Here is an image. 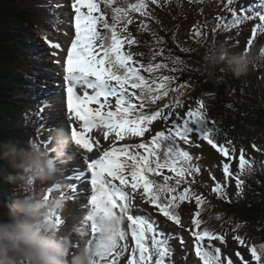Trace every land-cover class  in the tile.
Returning <instances> with one entry per match:
<instances>
[{"label": "snow or ice", "instance_id": "6c2138e0", "mask_svg": "<svg viewBox=\"0 0 264 264\" xmlns=\"http://www.w3.org/2000/svg\"><path fill=\"white\" fill-rule=\"evenodd\" d=\"M150 3L161 6V0H136L134 3H129L128 0H72L74 36L70 40V46L62 49L59 43L49 41L52 48L61 49L66 56L63 70L67 82L66 107L69 119L73 123L81 122L80 127L85 131L102 127L106 130L105 138L114 133L115 138L122 141L126 136L144 137L152 122L158 118L171 121L166 131L156 132L149 142L125 144L121 147L114 145L103 151L99 158L89 155L83 157L91 176V195L88 197L90 210L103 212L107 216L119 215L129 222L128 229L134 246L130 249L127 264H170L169 258L173 252L169 245L170 237L159 232L155 224L145 217L130 214L133 197L127 189L130 188L133 192L143 189L147 203L155 205L159 213L175 225H181L177 212L180 202L194 198L199 205L204 199L191 190L187 178L198 173L200 168L194 162L193 155L180 146V142L191 144L195 137L206 141L225 157H229V147L225 143L232 145L230 140L220 142V129L209 126L214 121H209L203 100H199L195 109L189 108L183 115L176 111L182 107L179 95L182 94L180 89L185 85L172 89L170 84L174 77L162 76L157 82L156 79L150 80L141 74V69L153 73L167 67L166 64L144 65L133 60L134 54L130 50L125 51L126 44L130 49L137 43L128 31V25L133 23L132 14L139 13L142 17H148ZM232 5L233 0H227V6ZM228 11L235 18L233 25L240 24L242 19H251L248 15L239 16L233 7H228ZM53 15L55 19L50 23H62L55 12ZM255 15L264 22V14L257 11ZM220 19L222 18L217 17L218 21ZM142 28L146 30L147 25H142ZM256 28L264 31L261 24H257ZM195 35L199 37L202 33L197 30ZM252 37H256V30H253ZM44 38L48 39L46 34ZM247 44L250 48L253 40L249 39ZM170 91L176 93V98L171 103H165L154 111L147 110L168 97ZM47 107L50 105L45 102L40 111ZM165 109L168 111L165 112ZM71 134L75 145L88 154L93 153V143L83 132L72 127ZM231 151L235 153L236 149L232 147ZM239 169L240 174L251 171V164L245 159L243 150L239 156ZM165 170L171 175H165ZM223 172L226 178L233 175L228 163L223 165ZM182 184H189V187L178 191ZM243 186L244 180L238 174L237 197L243 194ZM71 190L76 193V186L73 185ZM212 191L218 197L227 198L225 186L220 183ZM51 192L52 189H48L45 196ZM200 215L197 211L196 216ZM56 222L58 226L63 223L60 217L56 218ZM192 223L196 229H200L192 232L196 256L203 264H222L221 250L219 247L211 249V241L223 242L224 237L206 226L201 228L204 223L201 219H194ZM98 231V225L88 214L81 234L89 235L90 232L89 242H92L97 241ZM205 238L209 241L208 246L203 244ZM235 239L240 244H245L241 236L236 235ZM128 240L129 232L122 227L117 244H98L100 251L92 264H120V258L129 252ZM74 247L79 248L80 245L74 244ZM249 251L255 264H264V244L253 245ZM236 255L240 256V253ZM227 264H233L232 260L229 259ZM244 264H248V261H244Z\"/></svg>", "mask_w": 264, "mask_h": 264}, {"label": "trees", "instance_id": "16d2710c", "mask_svg": "<svg viewBox=\"0 0 264 264\" xmlns=\"http://www.w3.org/2000/svg\"><path fill=\"white\" fill-rule=\"evenodd\" d=\"M128 2L134 3L136 0H128ZM162 3L163 6L169 7L168 16L171 26L168 27V30L164 31L159 18L148 16L149 21L146 17L143 20L155 25L154 30L159 35L160 41L154 42L153 33L139 32L133 36L137 41L135 47L140 45L138 43H141L143 38L145 39V35L152 38V51L158 56L157 62L167 65V67L149 73L147 78L156 79L159 82V78L162 76L174 77L170 84L173 88H175V84L177 88L181 84L188 85L191 83V79H194L188 87H185L186 99L189 94L191 105L195 107L198 106L199 100L205 101L206 96L213 100L205 101V110L208 111V103H210L213 107L211 115L216 114L221 119L218 125L222 134L220 142L232 141L231 146L225 143V146L229 147L230 153H232V147L236 149V153L244 146L252 148L255 145L258 150L257 154H259V157L253 160L252 156L245 155V159L251 164L250 172L246 171L244 174H240L238 161L235 165L230 166L233 175L226 178L221 168L216 167L212 160L213 165L205 159L206 163L201 166L203 163L201 158L205 156L194 147V143L185 148L180 142V146L184 150L192 153L195 158L194 162L200 168L198 173L187 179L192 187L191 190L197 195H202L204 202L198 205L194 198L180 202L182 208H178L177 212L181 214L184 208L189 210L193 202L199 207L197 209L194 205L192 206V212L189 214L192 218L186 221L187 225L181 224L176 227L178 229L184 227L192 234L193 231L200 230L193 229L195 226L192 221L201 219L204 221L201 228L206 226L224 237L223 242L211 241V249L219 247L221 250L222 264H227L229 259L233 264H244V261L251 255L249 248L253 245L264 244V61L258 62L246 77L237 78L227 70V61L215 68H210L207 56L211 51L221 47L227 50L228 59L241 52H249L257 56L264 54V31L258 29L256 37H251L253 44L250 48L247 44L245 49H238L236 38L237 35L244 32L243 25L247 19H242L240 24L233 25L235 19L233 16L231 19L228 15L223 16L221 12L215 11L220 3L227 5V0H194V3H197L198 19L196 23L200 25L197 30L202 35L194 37L195 47H184L178 42L179 32L175 27V20L177 15L181 17L183 14H188L176 6L175 0H161ZM55 6L52 0H0V141L11 140L26 145L31 140L41 144L45 149L51 145L50 139H46L44 136L46 131L43 129L44 126L49 127L44 123H48V116L46 113L42 115L44 112H41V106H38V103L44 99L38 98V95L32 92L38 84L36 81L38 70L35 64L40 59L38 45L39 43H49L50 37L61 31L60 23H50L55 19L53 12L60 17V10ZM159 7L161 6L150 3L148 11ZM229 7H233L241 17L251 16V20H259L255 15L257 11L264 14V6L257 1L233 0V5ZM165 8L167 9V7ZM170 8L178 9V11L175 12ZM217 17L222 19L218 21ZM260 24L264 27V22ZM161 33L165 36H161ZM45 34L48 37L47 40L44 38ZM165 48L174 50L172 54L179 56L183 60V65H175L176 57L162 53L161 49ZM249 49L250 51H248ZM132 53L134 61L145 65L146 60L139 58L137 51ZM175 67L176 72L175 70L171 72L170 69H175ZM143 73L144 71L141 69V74ZM181 91L183 89H180V93ZM43 98L49 99L50 97ZM175 98L176 93L170 91L168 97L158 101L156 105L147 110L154 111L165 103H171ZM179 99L182 107H185V100H182L180 96ZM176 111L181 113L185 111V108L176 109ZM170 123L171 121L166 122L158 118L152 122L144 137L126 136V139L132 138L135 144L149 142L156 132L166 131ZM82 131L88 132L85 135L86 138L94 135L91 138L94 146H98L105 140L100 141L97 138L94 128L90 131ZM108 135L110 138L106 139H116L114 133ZM0 166H3L2 162H0ZM65 168L67 167L65 166ZM8 171H12V169L9 168ZM238 174L239 178L244 180V191L239 197L236 195ZM165 175L171 174L165 170ZM160 179L162 182V178ZM217 183L225 186L227 196H229L228 200L218 197L212 191ZM189 184H182L180 187H189ZM183 188H179L178 191H183ZM35 191L39 194L40 189L37 188ZM130 192L132 195L137 194L140 198H146L143 189H138L135 192L130 189ZM12 195L11 186L5 184L0 178V202H9ZM153 206L155 207V205ZM197 211L201 213L199 217L196 216ZM236 235L241 236L245 240V244H240L235 239ZM193 239L195 243L194 236ZM203 244L208 246L207 238ZM180 252L181 250L178 248L173 250L169 258L170 264H185L182 261L184 257L180 256ZM236 253L243 254L246 260L241 261Z\"/></svg>", "mask_w": 264, "mask_h": 264}, {"label": "clouds", "instance_id": "9594fccd", "mask_svg": "<svg viewBox=\"0 0 264 264\" xmlns=\"http://www.w3.org/2000/svg\"><path fill=\"white\" fill-rule=\"evenodd\" d=\"M225 61L235 77H246L258 62L264 61V54L241 52L228 59L227 50L221 47L207 56L210 68ZM49 138L51 145L47 149L31 140L26 145L0 141V178L13 193L9 202H0V264H92L100 251L98 244L118 243L124 222L119 215L90 210L99 228L98 238L89 242L87 235L80 232L79 248L74 247L71 233L57 225L56 218H61L65 206L68 208L63 193L64 168L70 162L68 149L74 141L64 126L54 127ZM47 186L53 187L55 194L51 192L46 197L43 189Z\"/></svg>", "mask_w": 264, "mask_h": 264}, {"label": "rangeland", "instance_id": "374dc122", "mask_svg": "<svg viewBox=\"0 0 264 264\" xmlns=\"http://www.w3.org/2000/svg\"><path fill=\"white\" fill-rule=\"evenodd\" d=\"M248 1H252V0H248ZM259 1V0H257ZM55 2H59L60 3V11H62V23H60V26L62 28V32L61 33H54V37L51 38V42L52 43H59L61 45V48L63 49V46L65 44V39L67 37L68 32L71 30V32H74V29H71V27H73V17H74V12L71 8V2L72 0H55ZM175 4L176 6H179L182 10V12H186L188 15L183 14L181 17H179L177 15V19L175 20V27L177 28V32H179V40L178 42H180L181 45H183L184 47H195L193 44V41L195 43V38L197 37L195 35V32L197 31V29L200 27L199 24H197V12H196V5L197 3H194V0H175ZM102 10H103V5L101 6ZM228 7L226 4L224 3H220L218 8H216L217 10H215L216 12H221L223 16L228 15L229 17H231L232 19V14L231 12L228 11ZM169 7L167 6V9L165 8V6H163V3L161 4V7L159 8H152L149 10L150 13V17L154 16L155 18H159L158 20L161 21L162 26L164 27V31L168 30V27L171 26V20L168 16L169 14ZM171 10L177 12L178 9H172ZM240 11V10H239ZM133 17V23L128 25V31L132 34V37L135 36L136 34H139V32H147V33H153V40L154 42L158 43L160 41L159 35L156 34L155 29V25L153 23L150 22H144L143 20L145 19V17H142L140 14L136 15L135 13L132 14ZM109 18H110V14H109ZM147 19V17H146ZM147 21H149L147 19ZM262 23L261 21L259 22H253L250 21L248 24L243 25L244 28V32L241 35H237V44H238V49H245L246 45H247V41L249 39H251L252 37V32L253 30H258L256 28L257 24ZM146 24L147 25V29L145 30L144 28H142V25ZM144 30V31H143ZM39 32V30L37 31V33ZM161 36H165L164 34H160ZM194 35V36H193ZM201 43L202 40L200 39ZM142 43V44H141ZM138 43L140 44L138 47H135L134 44L131 46V48L129 49L128 45H125V50L126 51H131V52H135L137 51V54L139 56V58H144L146 60L145 65H148L149 63H152L153 65L155 64H161L157 59V55H155V53L152 51V38L148 37L145 35V39L143 38L142 42ZM38 51L40 53V56H42L39 61H37L35 64L37 65V68L41 67V74L42 77L45 76L46 73L51 74V73H57L56 69L59 66V63L57 61H59V56H60V52L62 51L61 49H54L50 46V44H45V43H39L38 45ZM174 48V46H173ZM174 50H168L167 48L165 49H161V52L164 53L165 55H171L174 56L172 54ZM250 51V49L248 50ZM55 53V54H54ZM65 56V53H64ZM162 56V55H161ZM183 56V55H182ZM176 57V60L179 61V63L174 62L175 65H183V60L180 59L179 56H174ZM134 59V57H133ZM174 69V68H173ZM173 69H170V71L172 72ZM176 67H175V72H176ZM142 75H145L147 77V75H150L147 72H144ZM46 77V76H45ZM56 77V79H53L52 77H46L45 80L43 79V81L45 82V86L47 87L46 89H44L45 91L53 94L54 99L56 100V105L55 108L53 110V119L55 121H60L61 125L60 126H64L66 127L68 130L71 131L72 127H76V129L81 128L80 124L81 122L77 121L75 123H73L69 118H66L64 115V113H67V107L65 106L64 102L62 101V95H63V91L61 90L60 87V82L57 83V87H54L56 85L53 84L51 85V82H57L56 80H59L60 77L58 76H53ZM62 77V76H61ZM62 79H64V77H62ZM194 79H191V83ZM191 83H189L188 85H185V87H188ZM63 90L65 89V93H66V89H67V82L64 81L61 83ZM43 87V85L41 86V88ZM185 87L182 88L183 91H181V95L180 98L182 100H185V107H181L179 109H183L185 108V111L181 112V113H185L189 108H193L195 109L196 107L194 105H191V97L188 94L187 95V99H186V95H185ZM170 88L172 89H176L177 86L175 84V88L172 87V85H170ZM42 91V90H41ZM90 91V90H89ZM44 101H42L41 103H38V106H41L45 103V102H51L50 98L49 99H45L43 98ZM204 101V100H203ZM205 101H213L211 98H209V96L205 97ZM204 101V104L206 105V102ZM48 105H50V108L53 106V103L51 102L50 104L47 103ZM113 104H114V100H113ZM209 108L208 111H206L207 113V117L209 119V121H214V124L210 123V127H215L218 128V125L220 124L221 119L217 117V115L212 114L211 115V111H213V107L210 105V103H208ZM194 106V107H191ZM92 107H96V105L92 106ZM49 107L45 108V109H50ZM165 111H168V109H165ZM182 114V115H183ZM215 116V117H214ZM219 120V121H218ZM71 125L67 127L68 124ZM46 125H50L49 123L45 122ZM48 131H46L45 133V137L47 136L48 139L49 138V133L51 131V129L53 128L52 126L47 127ZM105 129L104 128H94V133H96L97 138L102 141V143H100V147H104V150L101 148H97L93 145V153L89 154V156H94L96 158H99L100 155H102L103 151L105 150H109L110 148H112L114 145L116 147H121L125 144H133L135 143L133 141V143H123V144H119L118 142H120L121 140L118 139H106L105 138ZM88 133V132H86ZM107 138H110L109 135ZM135 138V137H134ZM130 139V138H129ZM193 139V143H194V147L200 151L205 158L209 161L215 163V166H219L223 172V165L225 163L229 164L230 166L235 165L238 161H239V156H240V152L241 150H243L244 152V156L247 154L248 156H252V160L254 158L259 157V154H257V148H250L248 146H244L241 150H239L236 153H230L229 152V157H225L223 156L220 152H218L216 149L212 148L211 145H209L206 141H202V140H197L195 137L192 138ZM125 140V139H124ZM236 140V139H235ZM95 142V140H94ZM93 143V142H92ZM182 144H184L183 142H181ZM75 143L73 142V145ZM95 144V143H94ZM185 146H187V144H184ZM79 147L77 145H75L74 147H69V151H71L73 154V159L72 163H68V171L67 174L70 173L68 175V178H71V176H76V171L77 170V166L79 165V161L80 157L78 154L79 151ZM83 151V149H81ZM247 156V158H248ZM212 160V161H211ZM216 161V162H215ZM81 172L80 174L83 175L85 174L84 171L80 169ZM78 178V177H77ZM79 179V178H78ZM88 179V178H87ZM87 179L85 178V176L83 175V180L86 183H81L80 179L78 180V185H79V189L78 190V196H76L75 201L73 202L74 207H71V209L68 210V220H69V225L68 227L65 229L66 232H69L72 229H75L76 227L80 226V229L82 230L83 227H81V225H84V220L85 217L89 214L90 209L88 206V196L86 194V191L89 189V183L87 182ZM70 182L66 181L65 184L67 186L66 191H68L69 189H72V186L69 184ZM66 188V187H64ZM183 188V187H182ZM183 190V189H182ZM89 191V190H88ZM88 195L90 196V192H88ZM229 196H227V200H228ZM87 206V207H86ZM180 209L182 208V206L180 205L179 207ZM86 212V210H88ZM137 209L139 210H149V207L143 203H138L137 204ZM134 211H131L130 213H137V211L133 208ZM190 210V211H189ZM189 210H186V208H184V210H182V214L180 212H178V214L180 215L181 218V224L185 225L186 221L189 218H192L189 214L191 211V208ZM206 210V207H205ZM66 211V206L63 209V212ZM62 212V213H63ZM86 212V213H85ZM186 212V214H185ZM84 216V217H83ZM158 215L156 214L155 217H157ZM164 222V226L165 228L168 229V225H171L165 221ZM174 224V223H173ZM175 225V224H174ZM187 225V224H186ZM195 230V227L193 228ZM90 233V232H89ZM183 233V238L185 239V241H183V244H181L182 248H183V253H185V255H187L189 258L186 261L187 264H201V261L198 259V257L196 256V251H195V244L193 243V240L191 239V237L188 235L187 232L182 231ZM74 234H76V236L72 239L73 244H79L81 245L82 241L80 239V235L76 232H72L71 236H73ZM87 238V237H86ZM90 239V236L87 238ZM75 254V249H73V255ZM249 255V254H248ZM248 264H255L254 260L251 259V255H249V258H247Z\"/></svg>", "mask_w": 264, "mask_h": 264}, {"label": "bare ground", "instance_id": "6f19581e", "mask_svg": "<svg viewBox=\"0 0 264 264\" xmlns=\"http://www.w3.org/2000/svg\"><path fill=\"white\" fill-rule=\"evenodd\" d=\"M71 29H74V27H71ZM73 36H74V32H71V30L68 32V34H67V37H66V39H65V44H64V46H63V49H66L68 46H70V40L73 38ZM65 58H66V56H64V51H61L60 52V56H59V66L57 67V69H56V72L57 73H51V74H48V73H46L45 74V76L46 77H49V78H51V77H53V76H62V77H64L65 76V73H64V70H63V61L65 60ZM62 77L59 79V80H56L57 82H51L50 84L51 85H53V84H55L56 83V85L54 86V87H57L58 85H57V83L58 82H60L59 84H61L62 82H63V80H62ZM58 100H60V99H58ZM45 123V122H44ZM46 124V123H45ZM43 129H45V131H48V128H46L45 126H44V128ZM45 136V135H44ZM46 139H47V136H46ZM182 144V143H181ZM184 147H185V145L184 144H182ZM81 150V149H80ZM78 154H79V152H78ZM85 155H89L85 150H83L82 152L80 151V154H79V157H80V160H82V161H79V165L77 166V170L76 171H78V172H81V170L80 169H82V170H85L84 171V173L85 174H83L84 176H85V178L87 179V182L89 183V186H90V179H91V176H90V173L87 171V168H86V163H84V161H83V157L85 156ZM90 157H94V156H90ZM94 158H96V157H94ZM72 160H73V156H72ZM77 176H78V178L80 179V182L81 183H86L84 180H83V176L80 174V173H78L77 174ZM79 183L78 182H73V184L71 185V186H73V185H75L76 186V188H78L79 189V185H78ZM192 188V187H191ZM69 191H70V193H71V196H70V198L71 199H74L73 197H75L76 198V196H78L77 194H78V190H77V192L76 193H73L72 192V190H70L69 189ZM88 192H90V195H91V186H90V189H89V191H87L86 193L88 194ZM195 206V208H197L198 209V205L196 204V203H192V205H191V209H192V206ZM192 211V210H191ZM65 217H67V214H63Z\"/></svg>", "mask_w": 264, "mask_h": 264}]
</instances>
